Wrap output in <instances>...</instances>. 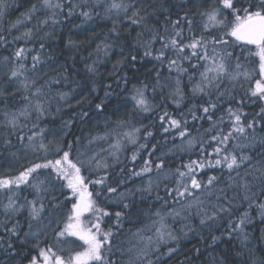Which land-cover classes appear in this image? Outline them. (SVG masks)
Listing matches in <instances>:
<instances>
[{"label":"snow or ice","instance_id":"1","mask_svg":"<svg viewBox=\"0 0 264 264\" xmlns=\"http://www.w3.org/2000/svg\"><path fill=\"white\" fill-rule=\"evenodd\" d=\"M189 2L195 3V0ZM165 3H170V0H111L104 7L105 18L112 20L108 35L115 38L121 56L112 66L113 83L117 88L124 85L126 102L131 104L133 113L140 114L155 111L158 107L153 102L155 95L158 90L163 95L167 89L165 98L178 111L174 115L164 108L158 114L160 128L166 134L175 130L181 138L190 137L188 147L199 144L201 158L190 160L181 166L183 170L177 168L171 173L175 186L169 188L165 185L166 196L179 203L192 196L194 191L205 190L208 197L215 198V203L211 199L205 202L196 198L188 204L189 209L196 208L200 226L211 233L221 218H228L225 232L220 236L212 235L208 247L222 240L225 233L229 239L234 234L240 236L242 243L246 244L249 234L245 229L254 222L251 216L253 208L257 210L260 222L264 223V166L254 167L253 157L238 154L236 149L240 145L234 142L249 137L255 140L257 127L264 130V107L251 118L243 107L246 98L264 101V0H200L195 14L182 11L175 19H172L171 9L164 7ZM102 6L99 2L88 4L79 0H36L11 26L15 29L35 20L31 27L15 36L10 29L0 31V46L23 41L10 57H4V63L9 65L7 83L13 87L19 85L10 95L15 96L23 90L24 105L15 111H10L7 106L0 108V129H6L9 134L3 138V143L11 146L10 137L15 135L25 152V162L16 174L0 173V196L4 197L0 200V253L5 264H125L124 258L126 264H158L163 256L171 258L180 251L178 247L169 246L179 241V236L167 223V217L180 216L175 210L146 212L144 216L149 223L128 236L123 233L124 220L126 216L131 218L132 207L137 203L130 197L138 193L140 202H144L154 189L159 188V184L149 178L146 184L135 190L126 188L120 191L125 184L124 179L113 182L109 170L115 171L116 165L121 163L119 153L124 141L138 145L131 156L133 162L141 151H147L149 158L143 161L139 170L129 171L125 166L119 169L118 175L143 179L153 169L157 172L164 170V159L154 161L151 158L156 146L149 149L148 140L153 137V132L147 126L136 127L130 119H122L116 122L115 128L105 125L103 133L90 135L87 144L72 132L73 119L63 121L58 130L62 135L59 136L56 131L41 126L52 114L54 101L56 113L61 112V103L72 107L69 93L52 92L53 85L68 79V69L61 66L55 76L44 79L47 76L44 69L52 59L46 54L45 41H54L57 26L70 22L77 9L81 17L91 20L93 12L85 9ZM6 9V0H0V17L5 15ZM95 14L99 16L98 12ZM161 15L164 16L162 33L156 26L160 24ZM195 16H199V23ZM153 19L154 24L151 23ZM125 21L140 28L131 43H128L130 32L122 35ZM157 43L159 48L154 47ZM30 44L32 47L28 46ZM73 46L74 42L69 40L67 47ZM250 46L257 49L255 55L259 57V78L254 82L241 62L247 59L244 52L250 50ZM112 47V43L96 44V59L86 65V71L92 76L99 75L97 65L102 62L100 56L108 57ZM237 48L240 49L239 54L236 53ZM141 49V59L151 57L158 67L153 66L155 75L151 82L141 81L129 89L131 79L120 73L124 67L135 65L136 53ZM193 60L196 63H192ZM164 70L168 72L167 76L162 75ZM243 81L249 82L248 88L237 99L235 90L237 86L243 88ZM104 87L108 90L104 91L103 98L94 97L99 99V103L90 105L98 113L103 112L115 91L112 83ZM149 89L152 99L148 95ZM96 91L93 81L87 95L76 94L81 95L77 105L88 103L89 96ZM185 102L190 106L181 110ZM78 115L87 117L89 112L82 111ZM189 116L193 121L209 122L203 135L190 136ZM142 129L145 142L139 143ZM102 142L108 143L107 149L101 146L99 151L92 150V145H101ZM206 148L212 151L206 152ZM29 152L32 160L27 159ZM219 167L226 168L229 174L236 172L237 177L241 167H248L250 171L245 176L250 179L244 178L242 183L236 184V188L242 191H237L234 196L227 194L232 184L219 189L217 194L213 188L218 177L209 176L204 182L198 179V170ZM229 178L232 179L231 175ZM24 191L33 198L29 199L27 195L21 198ZM156 200L167 203L158 193ZM112 205L119 210L109 211ZM105 217L114 223L105 224ZM185 227L189 232L195 230L190 225ZM183 234L187 235L186 232ZM260 239L264 240V235ZM161 246L166 247V252H161ZM195 251L199 253L200 250ZM257 251L262 254L256 255L250 250L248 258L240 264H264V247ZM239 255L241 253L238 252ZM188 264H191L190 260ZM213 264L227 262L214 259Z\"/></svg>","mask_w":264,"mask_h":264},{"label":"rangeland","instance_id":"2","mask_svg":"<svg viewBox=\"0 0 264 264\" xmlns=\"http://www.w3.org/2000/svg\"><path fill=\"white\" fill-rule=\"evenodd\" d=\"M7 1V0H6ZM73 2H77V0H73ZM79 2H87L88 4H95L99 2L102 7H97L95 9L88 8L85 10L93 12V17L91 20H86L85 18L81 17L79 15V9H77L76 14L71 18V21H65L63 24L58 25L56 28V34L57 33H63L69 27L68 30H66V35L70 31H76L81 30L83 28H87L90 31H95L96 28L94 24H98L100 29L103 32H106V30H110L112 27V20L105 18L104 14V7L107 6L108 3L111 2V0H79ZM175 5V7H173ZM200 6V0H195V3H190L189 0H170V3H165V8H170L171 13L186 9L185 11H189L190 14H195ZM8 9H6L5 15L6 16ZM67 11V9H65ZM99 13V16H97L95 13ZM42 15V13H41ZM115 18V17H113ZM176 17L172 16V19H175ZM77 19V20H76ZM195 19L197 23L200 22L199 16H195ZM74 20L76 22L74 23ZM160 24L156 25L160 28L161 33L163 32V22H164V16H159ZM151 23H155V19ZM124 28L130 32L131 37L130 40H134L137 36V32L140 31V28L137 26H131L128 24L127 21H125ZM28 24L25 25H18L17 28L13 29V36L19 35L20 33L24 32L26 30V27ZM76 26L75 28H73ZM135 28V30H132ZM112 38V36H111ZM11 39V38H10ZM53 42V41H51ZM98 42H105V43H111L108 39V36L103 35L101 33L100 37H98ZM23 41H17L15 44H10L9 46H0V108H4L5 106L8 107L10 111H15L16 109L23 107L24 101L22 99V96L24 95L23 90H20L16 93L15 96L10 95L11 92L15 91V88H18L19 85L16 84L15 87L12 85H9L7 83V72L9 65H6L4 63V57H10L11 53L14 51L15 47L17 45H22ZM98 44V43H97ZM31 47V44L28 45ZM65 46L67 47V44L65 43ZM38 47V46H37ZM96 47V45H95ZM155 48H159L160 44L157 43L154 45ZM69 47H67L68 50ZM257 51V49H256ZM256 51L254 52L253 56L254 58V64H256L255 69H245L246 72H248L252 78V82H254L255 79H258V72H259V57L255 55ZM78 53V52H77ZM139 61H141L146 69L148 71V78L149 82L153 80V77L155 75L153 66L156 65V62L151 59V57L143 58V50L141 49L139 52ZM47 55L51 56L52 59L49 61V65L45 67L44 71L47 73V76L44 77V79H47L48 77L55 76L61 68V64L58 62V59L53 56V52L50 51L47 53ZM90 55V54H89ZM88 55V56H89ZM93 59H96V53L93 51L90 56V60L93 61ZM120 48L118 46L113 45V47L109 50L108 57H104L102 54L100 56L101 63H98L97 68L99 75L92 76L90 73L86 71V64H84L83 67H77V66H71L68 67L69 69H74L76 73L70 74L68 76L69 80H62L61 84L53 85L52 86V92L55 93L56 91L61 92H67L69 93V104L72 105V107L65 106L63 103H61V112L56 113L54 111L55 107L57 106L56 102H53V112L51 115H49L46 120L41 124L42 127L49 128L53 131L57 132V135H62V133H59L58 130L61 128V125L63 121L73 119L74 125L72 128V132L81 137V142L83 144H87V140L90 137V135H95L97 133H103L105 130V125H108L109 127L115 128L116 122L122 119H130L131 123L135 125L136 127H141V125L147 126L148 130L153 132V135L156 136V138L159 139L163 135L164 138H166L169 145L165 147V149L158 153V148L155 147V151L152 154V159L154 161L157 160V158L164 159L166 161L165 168L161 172H157V170L153 169V172L145 176L143 179L140 178H132L129 179L127 175H118L119 169L121 167H125L127 170H139V168L143 165V161L145 159H148V153L147 151H141L139 155L137 156L136 161L131 160V156L134 151H136L138 145H133L131 143H128L127 141L123 142V148L121 152L119 153L120 161L121 163L116 165L115 171L109 170L112 173V181H116L118 179H124L125 184L121 186L119 189L120 191H124L126 188H131L135 190V188L146 184L147 180L151 178L154 183L159 184L158 189H154L152 194H159L160 197H164L165 200H167V203H164V200L157 201L156 195H154L152 201L147 204H141L143 208H145V213L152 211L155 212L157 209H161L162 212L166 213L172 210H175L176 212L180 213V216L167 217V223L169 227L179 236V240L185 238L186 236L183 234V232L189 233L188 229L185 227V225H190L193 228L199 223V217L196 215V208L193 207L191 209L188 208V204L190 202H193L194 199L198 198L200 200H204L207 202L208 199H211L213 203H215L214 197H208L207 192L203 189L196 190L193 192L192 196H188L185 199L180 200L179 203L174 202L171 198L166 196L165 192V185H168L169 188L174 187V180L175 178L171 176L172 172H175L177 168H183L181 167L184 164H187L190 160H197L201 158L200 152H197L199 144H196L192 148L188 147V139L190 137H184L181 138L178 133L173 130L170 133H164L163 130L160 128V121L158 120V114L162 112L164 108H166L170 113H173L174 115L177 113V109L174 104L171 103L170 100L166 99L167 95V89L164 90V94L161 95L159 93V90L157 94L155 95V98L153 102L158 105V107L155 109V111L145 114L140 113H133L132 107L130 103L126 102V96L127 93L124 92V85L121 84L119 88L116 87L115 83L113 84V89L115 90L113 95L110 97V99L106 102V107L104 109H107L111 112V117H108L103 112H97L94 107L88 106V105H94L95 103H99V99H94V97H100L103 98L104 95L98 94L99 89L101 86L103 87V91H107L104 87L105 82L99 81L100 75L103 74V70L109 72V76L112 79V66L116 63L117 60H120ZM30 60V57H29ZM192 63H196L195 60L192 61ZM91 64V63H90ZM158 67V65H156ZM184 66L188 67V63L184 62ZM152 71V75H149V71ZM191 71V70H190ZM82 75H85V78L88 80L90 84H92L93 81H95L97 91L95 96H89V99H92V101H89L88 103H84L83 106L77 105V100L81 98V95H76L75 93L77 88L78 80ZM163 76H167L168 72L166 70L162 71ZM173 76H175V73H173ZM103 77V75H102ZM104 80V77H103ZM141 81H139L140 83ZM185 82H187V78L185 77ZM138 83V84H139ZM243 86H248V81H243ZM134 83L128 84V88L130 89ZM98 94V95H97ZM122 94V95H117ZM149 98L152 99L153 94L151 93V89H149ZM256 102L253 101V99H249L244 104V111L249 114V118H251V114L254 109V104ZM264 103V101H263ZM261 107H263V104L261 101L258 102ZM190 105L185 102L184 105H182L181 110H186L187 107ZM114 108V110H113ZM82 111H88L89 116L87 117H81L78 114ZM199 115V113H198ZM219 115V113L217 114ZM0 119H2V116H0ZM188 119V125H189V132L191 137H198L203 135L204 129H207L209 127V122L205 120H198L193 121L191 117H187ZM29 127H31V124L29 123ZM156 129V131H154ZM156 132V133H155ZM8 132L6 129H0V159L5 160L4 164L2 165V170L0 173H6L10 172L11 174H16L19 170L21 165L25 162V152L20 145V143L17 141L15 135H12L10 138L12 140L11 146H6L3 143V138L8 136ZM49 138H52L51 135ZM68 139H71V136L68 137ZM259 135L255 133V140H253L251 137L249 139L245 140L243 138L235 141L234 143L239 144L240 147L236 149L238 154L242 155H249V152H253L255 149L258 148L259 145L263 144L261 143V140ZM143 139V129L141 131V139L139 143H144ZM149 149L152 148L153 145H155V141L152 138H149L148 140ZM103 147L105 149L108 148L107 142H102L101 145H92V150L99 151L100 147ZM156 146V145H155ZM231 147V146H230ZM211 148H206V152H211ZM15 154V155H14ZM180 158V159H177ZM27 159L32 160L33 157L31 153H27ZM254 167H257L259 165V162L257 159L253 158ZM109 163H111V159L109 158ZM2 162L0 163L1 166ZM249 171V168L243 171V168L239 170L240 175L237 177L236 172H232L229 174L228 170L223 167L219 168H205L202 171H199L198 179H201L202 181L206 182L209 176H217L218 181L214 185L213 191H215L217 194L219 193V189L226 188L229 184L234 185L238 180L241 181L243 177H245V174ZM231 175L232 179L230 180L229 176ZM167 177V178H166ZM91 190V186H90ZM227 190V194H228ZM137 193L135 196H138ZM134 196V197H135ZM134 197H130V199H134ZM163 205V207H161ZM116 207L115 205H112ZM140 206V205H139ZM110 211V209H108ZM119 210L115 209L114 211ZM187 217V219H185ZM155 218V217H153ZM227 218V217H223ZM105 219V224L110 225L111 220H108L107 217ZM150 221L145 220V223H149ZM104 227V225H102ZM181 229H183V232H181ZM130 231L128 234L125 235L128 236L130 233L135 232ZM179 242V241H178ZM177 243H172L169 246H177ZM166 251V247L161 246V252ZM124 261H126V258H124Z\"/></svg>","mask_w":264,"mask_h":264},{"label":"trees","instance_id":"3","mask_svg":"<svg viewBox=\"0 0 264 264\" xmlns=\"http://www.w3.org/2000/svg\"><path fill=\"white\" fill-rule=\"evenodd\" d=\"M36 0H7V14L5 17H0V31L4 30H11L12 32V25L16 23L17 19L21 17V14L24 13L28 8L31 7L32 3H35ZM186 9L184 8L183 10H179L176 12L172 13L173 17H176L177 13L180 12L182 14V11H185ZM77 20V19H76ZM74 20V23L76 22ZM35 23V20H33L31 23L28 24L27 27H31L32 24ZM96 28L95 31H90L87 28H83L81 30H76V31H70L66 35V30L63 33H57L56 34V39L51 42V41H45L46 43V54L50 51L51 53L53 52V56L58 59V62L61 64V66H64L68 69V72L66 73L67 76H70L72 73H76L74 69H69L68 67L71 66H77V67H83L84 64H90L92 63V60H90L89 54H91L93 51H95V45L98 43V37H100L101 33L103 35L108 36V39L110 42L115 45V38L112 36H109V30H106V32H103L98 24H94ZM74 26L73 28H75ZM125 33H128V31L123 27L122 30V35ZM131 34L128 37V43H131L130 40ZM71 40L74 42L73 47H69L67 50V47L65 46V43L68 45V41ZM38 46V45H37ZM32 47V45H31ZM127 52V49H125ZM256 50L254 48L250 47V50H245L244 56L247 57L246 60L242 59V63L244 64L245 69H250L253 70L255 69L256 64H254V58L253 56L254 52ZM78 52V53H77ZM236 53H240V49H236ZM137 54V62L135 63L134 66L131 67H124L121 70V75H127L131 79V83L138 84L139 81H143L145 83H148L149 78L148 76V71H146L143 63L139 61V53ZM89 55V56H88ZM117 62V61H116ZM85 65V66H86ZM104 80H103V77ZM70 79V78H69ZM67 79V80H69ZM99 81L105 82V83H113V80L109 76V72L103 70V74L100 75ZM77 88H76V93H79L81 95H87L88 94V89L91 86V84L88 82V80L85 78V75H82L80 79L78 80L77 83ZM248 86L241 88L237 86L236 88V93H237V99L241 95L244 94ZM98 94L104 95L103 87L99 89ZM97 94V95H98ZM95 93H92L91 96H95ZM249 99L246 98V101ZM89 101H92V99H89ZM253 101L256 103L254 104V109L251 114L254 115L256 112L260 111V104L258 102L260 100L253 98ZM264 107L263 101H261ZM90 106V105H88ZM114 110V108H113ZM103 113H105L108 117H111V112L108 111L107 109L103 110ZM250 116V117H251ZM206 121V120H205ZM156 131V129L154 130ZM156 133V132H155ZM256 134L259 135L260 139H264V130H261V128L258 126L257 130L255 132ZM153 140L155 141V145L158 148V153H161L165 147H167L168 142L166 138L161 137L156 138L155 135H153ZM197 152H200V146L197 149ZM249 156H252L253 158L257 159L259 162V165L257 167L264 166V143L259 145L257 149H255L253 152H249ZM3 158L0 159V163L2 162L0 166V171L2 170V165L4 164L5 160H2ZM177 159H180L177 157ZM243 168V171L246 170L248 167H241ZM250 171V168H249ZM248 171V172H249ZM215 176V175H213ZM244 178L250 179V177H243L240 180H238L232 188H228V195L234 196L237 194V191H242L238 190L236 188V184L238 182L242 183ZM21 198L23 196L27 195L29 199H32L33 197L29 195L28 191H24L21 194ZM154 195L156 194H151V196L146 197V200L144 202H140V195L135 196L134 200L137 201L136 204L133 205L132 210H131V218H125L124 224H123V233L124 236L125 234L129 233L130 231L137 230L138 228L142 227L144 225V222L146 220V217L144 216L145 213V208L141 206V204H147L152 201ZM0 200H4L3 196H0ZM237 203L239 201L237 200ZM140 205V206H139ZM247 205H244L246 207ZM70 207V205H69ZM110 211H114L115 209H119L118 207L110 206L109 207ZM243 211V208L241 209ZM26 215V213H25ZM236 215H239L237 213ZM251 216L253 218V223L249 224L245 231L249 234V240L245 243H242V238L237 235H233L231 239L228 238L227 234L225 233L224 238L222 240H219L216 242L215 245L212 247H208L209 244H211V236H220L221 233L225 232V228L227 226V221L228 218H221L219 223L211 233L208 231L206 228H202L200 224L198 223L193 229L194 231L189 232L185 238L180 239L178 242V245L175 247H178L180 251L173 257L169 258L168 256H163L158 264H188L189 260L191 261V264H213V260H225L227 264H240L242 260H245L248 258V252L254 251L256 252V255H261L259 251H257L259 248L264 247V240H261L260 237L264 235V223L260 222L258 212L255 208L251 210ZM2 219V217H0ZM21 223L23 224V220H21ZM114 221H111V224H113ZM110 224V225H111ZM123 237H118V239H122ZM195 249H199V253L195 251ZM166 252V251H163ZM241 253V255L237 256V253ZM18 259V258H17ZM0 264H5V260L3 257V254L0 253ZM126 264V261H125Z\"/></svg>","mask_w":264,"mask_h":264},{"label":"water","instance_id":"4","mask_svg":"<svg viewBox=\"0 0 264 264\" xmlns=\"http://www.w3.org/2000/svg\"><path fill=\"white\" fill-rule=\"evenodd\" d=\"M250 47H254V46H250Z\"/></svg>","mask_w":264,"mask_h":264}]
</instances>
